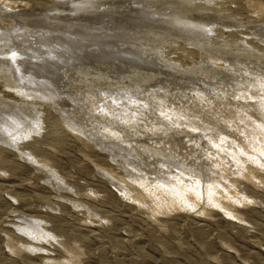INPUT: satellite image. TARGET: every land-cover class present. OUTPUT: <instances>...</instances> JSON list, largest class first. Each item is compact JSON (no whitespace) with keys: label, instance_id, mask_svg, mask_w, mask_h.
I'll list each match as a JSON object with an SVG mask.
<instances>
[{"label":"rangeland","instance_id":"374dc122","mask_svg":"<svg viewBox=\"0 0 264 264\" xmlns=\"http://www.w3.org/2000/svg\"><path fill=\"white\" fill-rule=\"evenodd\" d=\"M90 41L111 55L32 83ZM263 93L264 0H0V264H264V164L170 145Z\"/></svg>","mask_w":264,"mask_h":264},{"label":"bare ground","instance_id":"6f19581e","mask_svg":"<svg viewBox=\"0 0 264 264\" xmlns=\"http://www.w3.org/2000/svg\"><path fill=\"white\" fill-rule=\"evenodd\" d=\"M76 7H78V6H76ZM91 29L93 31H98V30H94V28H91ZM129 30H132V29H129ZM177 30L179 31V29H177ZM93 31H91V33ZM121 31H119V32H121ZM124 31H126V30H124ZM19 33H20V31H19ZM100 33H101V31L99 32V34ZM74 37H75L74 39L71 38V40H73L74 42H75V40H77L78 37L80 38L79 43L77 41L78 44H81L83 42L85 44L87 42L86 40L90 39V37H85V36L80 37L79 35L74 36ZM48 38H50V37H48ZM52 38H51V40H52ZM60 38H61V36H60ZM27 40H28V38H27ZM55 41H57V40H55ZM62 41H64V39ZM36 42H37V40H36ZM47 42H48V40H47ZM90 42L92 44L96 45L97 49L95 48V50L92 49L90 51L89 50L88 51H84L83 53L79 52V51L78 52L75 51L76 49L72 48L71 45H70V47H64V46H66L65 43H64L65 45L64 44L61 45V43L58 44V42H57V44L59 46H61V48H62L61 51H59V50L58 51H54L53 49H51V50L48 49L49 51L47 53L43 54V55H46L49 52L51 53V54H49L50 56L44 57L43 61H41L39 64L36 63L37 65H35V67L36 68H40L41 67L43 69V71H45V73H44L45 75H43V78H42L41 81L38 82V80H36L37 83L33 82L31 80L32 83L36 84V85L38 84L39 86H44V87H48V86H50V84H52L54 87H56L54 89H57L59 87L58 86V82H57V80H58L57 76L61 73V70L64 68L65 63L71 62L73 60V58H74L73 56L75 54H77V56H82V57L83 56L84 57H88L89 56L92 59L93 58L96 59L97 57H107V56L111 55L112 52L108 51L111 48V47L110 48L108 47V46H110L109 44H105L104 45L105 47L104 46L102 47L101 46L102 43H97V42H93V41H90ZM18 43H20V45H17V51L12 55V56H14V59L17 62V64H20V65L24 64L25 59H26V61H29L28 63H31L33 60H37V58H39L38 56H36V51L34 50V47H31V48L28 47V48L24 49V48H22L23 47L22 45H24V44H21L23 42H19L18 41ZM39 43H40V40H39ZM91 43H90V46H91ZM84 44L82 45L83 47L85 46ZM26 47H27V45H26ZM42 47H44V46H42ZM51 47H52V45H51ZM64 48L67 49V51H64L63 50ZM90 49H91V47H90ZM124 58H126L125 61H133L132 59H134V58L129 57L128 55H127V57H124ZM19 68H20V66H19ZM48 88L50 89V87H48ZM39 92H40V90H39ZM52 92H53V90H52ZM60 92H63V90H61ZM41 94L42 93H40V95ZM45 94H47V93H45ZM61 94H64V93H61ZM72 95L67 94V97L71 100V104H80V103H82L81 99H78L76 96H74V95L72 96ZM250 97L252 98V97H255V96H250ZM44 98H46V97H44ZM57 100L60 101V97L57 98ZM220 101L222 102V100H220ZM257 103H258V105H257ZM239 104H240V107L237 106L238 108H236L235 106H233V108H230L229 112L224 113L225 115H222L221 119L226 124H221V126L219 125V121L220 120L216 119L217 118L216 117L217 113L218 112H222L220 110H211V111L207 112L206 113V117L204 118V120L199 119L197 116H195V117L194 116H192V117L187 116L183 112L178 113V116L177 115H175V116L178 117V118H181V121L185 124L184 127H180V129L185 131V136H179V137L174 136V137H171L170 138V140H171L170 145L171 144L172 145L177 144L179 146L185 147V145H186V142H184L185 137H186V139H187V137H189V139L191 141H193L192 138H195L196 140H194V143H195V145L198 146L199 145V141H201L202 137L198 138L195 135L199 134V133L203 134V132L206 130L207 132H206L204 138H202V139H204V141H203V143H204L203 144V150L206 151V153H205L206 156L211 155L214 159H221V157L218 154H216L215 151H224V152L228 151L229 153L236 152V153H242L244 155L250 156L255 161H259V163H263L264 164V150L262 148H260V140H259V134L260 133L264 134V93L262 95H257L254 98V101H251V102H249L247 104L246 103L242 104V102H240ZM121 105L124 106L125 103L122 102ZM223 105H226V104H224V103L220 104V106H223ZM237 105H238V103H237ZM162 112H164V111H162ZM157 115L160 116L161 114H156V116ZM168 115H170V114H168ZM136 116H138L137 112H136ZM160 117H162V116H160ZM159 119H161V118H159ZM239 119L247 121L245 124L248 127L241 128V126L237 124V120H239ZM161 123L170 124L169 120H166V119H165L164 122H161ZM229 124H231V125L229 126ZM164 130H166V128H164ZM170 130H167L165 132H168ZM187 133H191V135H186ZM197 138L200 139V140L197 141L198 140ZM141 146L143 147L145 145H143V143H142ZM150 149H156V147L150 146ZM159 150H161V149H159ZM161 151H163L164 154H165L164 150H161ZM156 152H157V149H156ZM160 154L162 155L163 153H160ZM233 154H235V153H233ZM233 154H231V155H233ZM167 159H171V158L168 157Z\"/></svg>","mask_w":264,"mask_h":264}]
</instances>
